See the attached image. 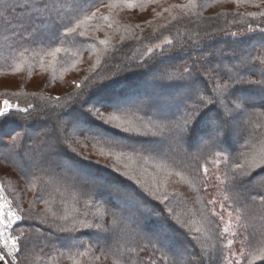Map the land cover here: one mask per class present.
<instances>
[{
    "label": "trees",
    "instance_id": "trees-1",
    "mask_svg": "<svg viewBox=\"0 0 264 264\" xmlns=\"http://www.w3.org/2000/svg\"><path fill=\"white\" fill-rule=\"evenodd\" d=\"M93 12V19L65 34ZM0 13V77H44L45 88L65 90L57 95L25 84L0 89V97L15 105L0 120V167L8 170L0 171V182L23 217L13 231L21 249L16 264H206L205 255L207 264H229L228 236L213 215L210 191L237 217L240 264H264L258 259L264 248V189L258 187L264 167L251 166L264 155V0H2ZM56 48L61 51L53 56ZM186 67L205 97L213 96L214 86L207 69H216L220 83L245 81L231 97H240L243 108L228 117L221 112L224 135H213L219 120L194 122L183 140L199 148L188 155L178 144L179 126L197 99ZM140 99L144 107L135 104ZM81 100L90 102L85 108H99L97 115H119L133 129L103 125L117 133L119 160L98 154L91 137L101 122L80 116ZM242 115L243 122H236ZM161 135L177 155L149 150ZM244 173L243 183L233 179ZM95 176H103V183ZM116 186L141 192L155 206L150 219L129 218L131 206L112 191ZM169 208L186 226L170 232L164 250L136 235L152 234L151 225ZM125 221L131 228H124ZM105 236L111 243L102 244Z\"/></svg>",
    "mask_w": 264,
    "mask_h": 264
},
{
    "label": "snow or ice",
    "instance_id": "snow-or-ice-1",
    "mask_svg": "<svg viewBox=\"0 0 264 264\" xmlns=\"http://www.w3.org/2000/svg\"><path fill=\"white\" fill-rule=\"evenodd\" d=\"M240 0H237V3H239ZM0 3H2V0H0ZM110 7L112 5H109ZM129 7H135L136 5L134 3H129ZM98 11V10H97ZM3 13H0V16H2ZM264 15V14H262ZM96 16V13L93 12L90 16L85 15L82 20H79L75 27H68L66 29V35H70L74 32H76L77 28H80L81 25L86 23L87 21L93 19ZM250 31H255V29H250ZM259 31L261 33H264V28H260ZM80 35H84L83 32L80 33ZM231 35L236 36L237 33H232ZM101 43H107V41H101ZM165 43L171 44V40H166ZM156 47H160L157 45ZM60 48H56L51 54L55 56L56 53L60 52ZM197 71H200V69H197ZM231 71V70H229ZM185 72L188 73V76L185 77V79H188L191 81L190 86L193 88V90L196 93V99L197 102H194L190 109L188 110V114L184 118L183 124L179 127L181 128L182 136H181V142H183L184 135H186L191 129L194 122L197 123H204L207 126V123L212 120H219V124L216 126V129L213 133L216 140H218L221 136L224 135L223 132V125L227 122L226 120H220L221 112L225 117L231 116L234 111L240 110L243 108V104L239 101L240 97H236L235 100L231 99L232 96H235V89L238 86H242L245 81L243 79H237L233 81L232 83H220L214 78V73H216V69H207L206 74L207 78L212 80L213 83V96L212 97H205L200 94V90L197 87L198 81L193 79L194 73L189 71V69L186 67ZM216 75H219L216 73ZM172 78V77H170ZM229 80H231V77L229 76ZM249 84L257 83L255 81H247ZM261 85H264V81L259 82ZM79 87V85H77ZM58 99V98H57ZM81 104V111L80 116L83 117L85 120H87L88 116H92L95 119L99 120L101 122L100 125L97 126V132L95 135L91 137V142L94 143V146L99 145V152L98 154L100 156L105 155H115L116 159L119 160L121 155L123 154L121 151H118L122 146L120 145L119 141L116 139L117 133L110 131L108 128L103 127V125H108L111 127V129H118L122 132L129 133L132 132L133 129L129 127H124L123 123L121 122V117L116 114H110L108 116H103V114L97 115V113L100 112L99 108H96L95 105L92 107H83L84 104L90 103L89 101H78ZM229 104L232 105V107H229ZM3 107L0 108V120L7 117L10 113V110L12 108V105L9 103L8 100L3 101ZM209 105L213 106V109L217 110V114L215 117L211 116L210 113L213 109H209L207 112H203L202 110L204 108H208ZM17 111L21 112H27L28 109H20L19 105H16ZM105 148H107V151H105ZM73 152H75V149H72ZM88 156H83V160H88ZM76 163H80L77 161ZM96 163H99V161H96ZM251 166L253 167H264V155L261 156L259 160H256L253 158L251 161ZM87 167V165H85ZM244 165L237 164L236 169L243 168ZM208 169L205 167L204 172L207 173ZM235 171V169H234ZM124 175H127V173H124ZM177 175H180L177 173ZM248 176V173H244L240 176H234L233 179L236 181H239L240 183H243L245 177ZM183 179V177H181ZM95 181L97 183H103L104 177L103 176H95ZM136 184L140 185V187L143 189L144 192H147L148 195L152 196L154 199L159 200L160 196L158 195L157 191H152L151 188H145L144 185L141 184V181L136 180ZM164 187H167V184L165 183ZM261 189H264V184L258 186ZM112 191L122 200H124L127 204H129L131 207L128 209L129 211V218H132L133 216H138L141 219L147 221L150 219L151 216V208H154V205H150L148 201L144 199V196L141 194V192L136 191V189L128 188L122 190L120 187L116 186L112 189ZM261 201L264 202V193H261ZM164 201L161 200V203ZM7 203V202H5ZM211 203V202H210ZM3 205H0V227L3 229H9L12 227V224L15 221L22 220L23 217L16 214L15 212H12L9 210L7 213L3 212ZM213 215H216V213H213ZM112 216L115 217L116 214L112 213ZM6 217H11V220H6ZM66 219V217H65ZM222 219V217H221ZM84 228L92 229L96 228L101 231L107 232L109 231L106 228H102L101 224H91L88 222H81ZM115 223V220L113 221ZM176 226H179L180 228H184L186 225L183 221L180 220L178 216H176L172 209H167V214L165 212L161 211L159 213V218L156 222H154L152 227V235L156 237V239L159 241L162 245H169L171 242L170 232L175 231ZM62 231H69L67 228H62ZM196 232H200V229H195ZM228 228H224V232H227ZM24 233L21 231V236H23ZM195 239V237H193ZM233 242L231 240L228 241V246L230 247ZM0 262L6 261L7 257H11L13 260L16 259V255L21 251L19 246V238L13 237L11 233H6L4 230H0ZM258 259L264 261V248L260 249V255L258 256ZM75 264H79V262H75ZM177 264H182L181 261H177Z\"/></svg>",
    "mask_w": 264,
    "mask_h": 264
},
{
    "label": "rangeland",
    "instance_id": "rangeland-1",
    "mask_svg": "<svg viewBox=\"0 0 264 264\" xmlns=\"http://www.w3.org/2000/svg\"><path fill=\"white\" fill-rule=\"evenodd\" d=\"M77 5H79V3ZM74 6H76V4ZM45 81H46V78H44V77H39V78H35L32 81L24 82L23 80H21L20 77L2 76V77H0V89L1 90H3V89L17 90V89H19V87L22 84H25V86L27 88L31 89V90H36V91L46 90V91H48L50 93H56L57 95L58 94H62L65 91L62 87L53 88V89L45 88V86H46V82ZM1 98H3V97H1ZM144 102H145V99H140L139 102L137 101V103H135V104L139 105V107H142V106L144 107V104H145ZM244 118H245L244 115L239 116V117H235V121L236 122L237 121H240V122L242 121L243 122ZM168 143L165 140V135H164V136H162L160 138L159 141H157L155 143H152L150 146H147V147L149 148L150 151H153V152H156V153H159V154L165 153L166 155L169 156V154H167L169 152L170 154L173 153L174 155H177L178 154L177 150L170 148V146H169L170 144H168ZM178 144L181 145V150L187 155L195 153V151L198 150V148H199V145H197L194 148H189L185 144L184 140H183V142H181V138L180 137H179V140H178ZM216 169H218V166L216 167ZM0 171L8 172L7 169H4L2 167H0ZM210 176H211V178H213L212 175H210ZM216 176L218 177V171L217 170H216L215 178H216ZM215 183H216V181L213 178L211 180V182H210V186H213ZM0 184H1V182H0ZM249 187L251 188V187H254V186L251 185ZM214 192L215 191H210V193H211V195L213 197L212 201H213V203H214V205L216 207V211L215 212L220 218L222 217L221 220L223 222V228H225V227L228 228V231L225 232L226 235L228 236V241L231 240L233 242L231 244V246L229 247L230 253H231L230 258H229V264H240V262L243 259L244 253L240 249L241 247H240L239 243L236 241V237H237L236 234H237V231H238V221L236 219L237 217L233 214V212L229 208L226 207L225 202L223 200H221L219 197L214 195ZM20 216H21V214H20ZM124 224H125L124 228H131L130 225H127L126 221L124 222ZM0 230H3L2 227H0ZM13 231H14V228L11 229L10 232H7V233H11V235L13 237H15L13 235ZM120 231H122V230H119L118 232H120ZM136 235L138 237H142V238L146 239L147 241L152 243L153 246L156 245V246L160 247L163 250L165 249V246L160 244L159 241L156 239V237L153 236L152 234H146V233H143L142 231L136 230ZM111 240L112 239H109V238H107L105 236V239L103 240V242L102 241L101 242H102V244L107 245L106 243H111ZM0 247H2V245H0ZM7 259H8L10 264H16V262H17V259L13 260L11 257H8ZM204 261H205L206 264L208 263L206 255H205V260Z\"/></svg>",
    "mask_w": 264,
    "mask_h": 264
},
{
    "label": "built area",
    "instance_id": "built-area-1",
    "mask_svg": "<svg viewBox=\"0 0 264 264\" xmlns=\"http://www.w3.org/2000/svg\"><path fill=\"white\" fill-rule=\"evenodd\" d=\"M5 99L1 98L0 97V108H2L4 105H3V101ZM11 104V103H10ZM12 105V108L15 107L14 104H11ZM7 202V203H5ZM0 205H3V212L4 213H7L9 210H11L12 212H15L16 214L20 215L16 209V207L13 205V202L11 201V199L8 197V195L6 194V192L4 191L2 185L0 184ZM12 218L11 217H6V220H11ZM22 220H19V221H15L13 224H12V227L9 228V229H3L4 231L7 232H10L11 229L15 228L16 225L18 223H20Z\"/></svg>",
    "mask_w": 264,
    "mask_h": 264
},
{
    "label": "water",
    "instance_id": "water-1",
    "mask_svg": "<svg viewBox=\"0 0 264 264\" xmlns=\"http://www.w3.org/2000/svg\"><path fill=\"white\" fill-rule=\"evenodd\" d=\"M0 264H9V263H8L7 260H6V261H4V262H0Z\"/></svg>",
    "mask_w": 264,
    "mask_h": 264
}]
</instances>
